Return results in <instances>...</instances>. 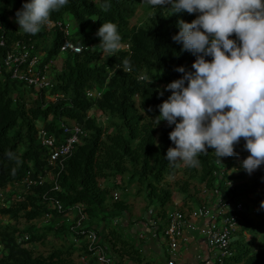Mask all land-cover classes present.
<instances>
[{
  "label": "trees",
  "instance_id": "trees-1",
  "mask_svg": "<svg viewBox=\"0 0 264 264\" xmlns=\"http://www.w3.org/2000/svg\"><path fill=\"white\" fill-rule=\"evenodd\" d=\"M143 1L69 0L67 7L51 14L53 21L76 23L71 39L76 45L98 46V29L103 22L111 21L118 25L122 42L128 48H122L115 55H104L105 52L95 46L79 54L68 53L62 69L54 71L50 90L51 97L62 98L48 101L47 90L36 92L34 86L27 85L24 80H14L4 68V60L17 44L26 46L34 54L42 53L46 39L51 41V48L41 63L43 67L60 55L66 37L58 29L43 28L36 35L19 31L15 13L30 0H0V191L20 183L29 173L32 181L39 180L40 175L49 177L45 183L25 189L19 201L12 194L13 197L0 207V215L17 224L21 219L32 223L48 212L43 198H52L60 200L65 211L76 204L84 205L90 220L88 226L100 228L101 225L94 224V220L109 221L106 216L116 218L118 213L128 210L125 199L114 203L111 197V193L120 188L118 181L123 177L129 180V186L138 184V192L144 194L150 206L156 203L164 210L171 204L175 193L184 195L187 201L194 199L191 186L199 178L201 183L207 182L208 189L216 188L217 180L224 185L236 180L231 191L225 192L226 186L220 189L234 198H243L246 204L251 202L257 208L256 218H251L249 213L244 215L242 230L232 244L234 254L223 264H264V208L256 200L264 193V164L256 170L251 183H242V179L227 175L250 155L244 149V138L234 145L239 155L222 157V165L217 162L212 148H207L208 154L200 155L198 167L185 165V179L176 182L178 190H173L167 181L179 170V166L170 165L164 159L167 149L175 147L169 139L174 126L165 123L156 126L154 118L160 115L157 106L168 98L165 93L159 95L161 86L183 75L175 69L184 67L186 71H194L191 65L196 57L182 51L183 45L175 43L172 37L179 31L178 20L191 23L198 14L181 12L172 15L165 9L170 5L165 8L151 6L152 15L131 28L130 21ZM106 2L111 5L108 11L103 10ZM229 38L235 40L236 35ZM125 58L131 61V71L124 70L122 62ZM206 59L211 61L213 58ZM144 76L148 79H142ZM89 90L103 93L100 98L92 100L87 97ZM149 108L152 111H148ZM93 111H99L107 118L105 127L96 117L90 116ZM62 123H75L86 135L66 159L64 168L53 171L47 162L49 151L39 141L38 132L43 127L58 141L62 140L65 136ZM223 170L224 176L221 175ZM102 180L111 182L110 187H102ZM7 224L0 227V264H76L74 256L82 251V247L63 245L53 248L47 255L30 247L44 241L46 231L52 232L53 229L40 232L33 225L23 231L16 225ZM121 230L116 227L106 236L118 264L126 261L151 264L128 239L129 235L124 237ZM68 232L62 226L55 235L61 237ZM245 233H250L251 239ZM24 234H29V240L18 244L17 237Z\"/></svg>",
  "mask_w": 264,
  "mask_h": 264
},
{
  "label": "clouds",
  "instance_id": "clouds-1",
  "mask_svg": "<svg viewBox=\"0 0 264 264\" xmlns=\"http://www.w3.org/2000/svg\"><path fill=\"white\" fill-rule=\"evenodd\" d=\"M68 3L69 0H30V2L23 3L22 7L15 13L19 31L29 35L40 33L45 24L50 21L51 14L61 11V9L67 7ZM147 3L153 8L155 6L165 8L166 5H170L169 8L165 9L171 11L172 15L181 12L198 14L197 18L191 23L178 20L176 26L179 31L172 37L175 43L183 45L182 51L189 52L196 57L195 62L191 65L194 71H186L184 67L176 68L175 71L182 73V77L167 84L164 86L163 91L159 92L160 96H163L165 91L170 92L171 95L157 106L160 115L154 118V122L156 126L161 121H166L169 127L174 126L169 133V139L175 147L167 149L164 159L173 166H179L183 163L190 167H198L200 165V155L208 154L207 148H212L215 150L213 153L217 157V162L221 164L222 157L239 155L235 152L234 145L238 144L241 138H244V149L250 155L243 160L242 166L251 175L264 164V0H147ZM110 7V3L106 2L103 10L108 11ZM69 24L71 35L67 37L62 33L65 35L66 40H69L75 46L83 47L81 52L99 47L105 52L104 55L106 53L115 55L122 48H128L122 42V36L116 23L111 21L102 23L96 33L100 40L98 46H80L72 42L71 39L74 33L72 24ZM233 34L236 35L235 40L229 38ZM62 53L79 54L60 50V54ZM41 54L43 61L46 56H44V51ZM206 57H212L213 59L208 61ZM122 63L125 71L132 70L131 61L128 58H125ZM45 65L49 67L48 76L53 84L54 75H51L50 71L53 62ZM116 67L119 68V65ZM142 79H148V77L144 76ZM186 83L187 86H185ZM98 92L102 96L103 91ZM48 94L50 95V92ZM57 98H62V96H54V99L51 100L54 101ZM225 109L228 110L225 111ZM148 111H152V109L149 108ZM93 112L90 113V116L96 117L92 114ZM99 114L104 116L101 112ZM105 119L107 121L106 117ZM97 120L99 124L103 125L98 118ZM74 124L65 125L72 126ZM104 125L106 126V124ZM53 171L55 170L53 169ZM231 171L234 172L236 169L229 170L227 175L236 179L230 173ZM222 173H225V170L221 172V175ZM40 176L46 178L43 183L49 178L46 175ZM22 182L18 183V185H21ZM227 182H231L233 188H230ZM227 182L224 185L221 180H217L216 188L217 186L219 189L226 186L225 192H228V190L234 189L237 184L236 180ZM104 183L106 184L103 186L100 181L102 187H110L111 182L104 181ZM204 184L206 187L202 188L203 191L198 190L191 193L194 199L190 201H187L184 195L179 193H175L173 198L176 195H181L185 203L197 206L201 203L199 198L205 191L209 199L216 201L215 188L208 189L207 182ZM15 185H10L5 189V192L7 193L9 188H11L10 195L14 194V197L19 201L20 199L18 198H21V194L24 193L26 188ZM16 187H18V190H15ZM55 189L59 190L57 187ZM220 191L222 197L229 195L225 194L221 189ZM114 193H111L112 199H114ZM120 199L121 196L116 201ZM6 200L7 198H5L4 202ZM43 200H45L48 212H46L44 217L34 222L40 221L43 224L42 226L45 227L43 228L45 231L53 229L54 235L55 231L60 232L61 227L64 226L69 232L58 238L66 237L65 239H69L72 242L71 245L82 247V250H84V246L73 242V233L70 230V226L71 224L74 225L72 220L75 215L74 208L83 206L85 212V206L76 204L69 211H65L62 202L59 200L63 206V211L59 213L55 209H49L48 204L54 199L43 198ZM157 205L159 204L155 203L153 206H149V209ZM260 207L264 208V201L261 202ZM53 212L57 213L59 217L56 218ZM47 215H51L52 218L47 219ZM147 219L148 212L145 216V221H143L144 224ZM123 221L129 223L130 220L125 219ZM123 221H120L119 224L121 225ZM89 223L90 220L88 218L86 226L88 229H94V227L88 226ZM128 223L127 226L129 227ZM120 225H118L119 228ZM139 226L142 227L141 225ZM140 227L137 229L134 227V230H136L134 233L141 230ZM100 228L107 236L106 229L108 226L103 224ZM74 236L77 235L74 233ZM28 240L29 234L17 237L18 244H24ZM30 247H33V245ZM81 252L76 254L77 258Z\"/></svg>",
  "mask_w": 264,
  "mask_h": 264
},
{
  "label": "built area",
  "instance_id": "built-area-1",
  "mask_svg": "<svg viewBox=\"0 0 264 264\" xmlns=\"http://www.w3.org/2000/svg\"><path fill=\"white\" fill-rule=\"evenodd\" d=\"M44 28L47 30L58 29L67 37L71 35L69 23L50 19ZM20 46L17 44L13 50L7 53L4 67L12 74L14 80H24L27 85L34 86L36 92L42 93L47 90L46 99H48L47 95L53 88L52 81L48 76V65L42 67L41 53L34 54L26 46ZM31 49L33 50V47ZM82 50L83 47L75 46L69 40H66L61 47L62 52L80 53ZM87 96L95 100L101 96V93L87 91ZM61 128L65 136L59 141L43 127H40L38 132L39 141L49 151L47 161L54 170L63 169L64 162L71 156L81 138L85 136V132L78 125L62 124ZM45 179L40 176L39 180L32 181L28 175L21 185L16 184L15 186H24L28 189L33 184H42ZM227 185L233 188L231 182H227ZM10 189L7 194H10ZM15 190H18V187ZM205 193L204 191L201 194L199 198L201 203L197 206L185 203L181 195H176L165 210L159 205L151 207L148 211V219L142 226L143 229L136 232L139 241H144L149 237L162 242V251H165L167 255L166 264H182L178 262V259L181 258L183 246L188 244L193 238L191 234L195 233L199 236L203 247L196 254L194 264H223L234 254L232 249V244L236 240H234V236L241 228L244 215L255 213L256 210L251 202L246 204L243 198L234 199L231 195L222 197L218 186L215 188L216 201L209 199ZM0 195H3L2 192ZM118 198V193H114V199ZM256 200L260 203L264 201V193H261L260 199ZM48 206L49 209H55L59 213L63 211L59 200H51ZM74 214V218H72L74 225L70 226L73 233L72 240L77 245L84 246V250L78 256V264H118L119 261L112 252V247L108 244L103 230L96 227L94 229L87 228L88 216L84 212L83 206L74 208ZM51 218V215H47V219ZM149 229L150 236H147L146 233ZM74 232H80V234H76L80 237L74 236ZM19 242L21 241L19 240Z\"/></svg>",
  "mask_w": 264,
  "mask_h": 264
},
{
  "label": "rangeland",
  "instance_id": "rangeland-1",
  "mask_svg": "<svg viewBox=\"0 0 264 264\" xmlns=\"http://www.w3.org/2000/svg\"><path fill=\"white\" fill-rule=\"evenodd\" d=\"M152 15V9L151 6L147 3V0H144L138 7L136 15L134 16V18H132V20L130 21V27H134V26H138L140 25L145 19H147L148 17H150ZM15 22V21H14ZM70 23L72 24V30L73 33H75V27H76V23L74 21H70ZM45 43L42 44V48L44 51V56H46L51 48V41H47L46 39L44 40ZM68 54H60L56 60L53 62V65L50 69L51 71V75H54V71H59L62 69L63 64L67 61V56ZM163 86H161V91H163ZM165 95L168 97V93L167 91L164 92ZM28 96V94H27ZM48 101L51 99V96L48 94L47 95ZM93 115H95L99 121L104 125L106 124V119L104 116L100 115L99 112H93ZM42 120H40L41 123ZM166 121H161L160 123H165ZM39 126V124H38ZM185 167V164L181 163L179 165V170L177 172V174L173 177V178H169L167 181L168 183L171 184L173 190H178L177 186H176V182L177 181H182L184 180V174H183V168ZM236 171H231L230 173L236 177V179H242V183H251V181L254 179L255 177V173L256 171H254L251 175H249L243 168L242 164L240 166H237V168H235ZM229 173V174H230ZM101 184L104 186L106 183H104V181H101ZM118 184L120 185V188L118 190H115L113 192H117L119 197L121 196L120 200H124L126 202V205L128 207V210L123 212L121 215H118L117 218H112V217H107V219L109 221L105 222L103 220H94L93 223L94 224H106L108 226V228L106 229L107 232L106 233H110L113 229H116V227L119 224L120 221L123 220H127L129 219V227L127 226L126 222H121L120 228L124 229L121 230L122 232H124V237L126 236V232H128V230H132L134 231V227L137 229L141 226L144 225L143 221H145V216L149 210V202L147 201V199L145 198L144 194H140L138 192V184H133L132 186H129V180L125 177H123V179L118 181ZM191 193L192 192H197L198 190H202V188L206 187V185L204 183L200 182V178L197 179L195 182L192 183L191 186ZM124 190V191H123ZM203 191V190H202ZM200 193V191H199ZM2 196L0 195V207H3L4 204L6 202H4L5 198L9 199L11 196L10 194H7L5 191H2ZM197 195V194H194ZM114 196V195H113ZM112 200V199H111ZM113 202L115 203L116 200L113 199ZM154 203L151 205L153 206ZM251 218H256V214L252 213L250 215ZM7 223L11 224V225H16L18 226L19 229L26 231L30 226L36 225L38 227H40V232H45V230L43 228L42 223L40 221L37 222H32L29 223L26 220L21 219L19 221V223L17 224V222H14V220H11L9 217H3L0 215V227L1 226H5L8 225ZM139 223V225H138ZM137 224V225H135ZM135 225V226H134ZM119 227V226H118ZM140 229H143V227H140ZM242 230V228H240L239 232L234 236V240L237 239L238 234L240 233V231ZM134 233V232H132ZM131 234V233H130ZM107 235V234H106ZM245 236L248 239H251L250 233H245ZM66 238V237H65ZM62 237V239L58 238L57 236L54 235V232H50V231H46L45 233V239L44 241H42L41 243H37L34 244L33 247L36 248L35 251H37V253L40 254H44L47 255L49 254L53 248L55 247H60L63 245H70L72 244V242L69 241V239H65ZM127 238V236H126ZM199 238V237H198ZM129 240L132 239V236L130 235L128 237ZM2 246V243L0 242V247ZM150 261L152 262V264H164V262L166 261L167 255L165 253V251H161L160 256L159 255H151L149 257ZM75 262L76 264H78V258L77 255L74 256ZM146 260V257H145Z\"/></svg>",
  "mask_w": 264,
  "mask_h": 264
},
{
  "label": "crops",
  "instance_id": "crops-1",
  "mask_svg": "<svg viewBox=\"0 0 264 264\" xmlns=\"http://www.w3.org/2000/svg\"><path fill=\"white\" fill-rule=\"evenodd\" d=\"M163 225H164V222H163ZM163 225H161V226H163ZM135 231L136 230H134V231L128 230V232H126V236H128V235L132 236V239L130 241H132V243L137 248H140V250L142 251V255L144 257H146V260L148 262H151L149 260L150 259L149 257L153 254L160 256L161 251H162V247H163L162 242L160 243L159 241L152 240L149 237H147V239L144 241H138V238H137L138 235L136 233H132ZM149 231H150V229L146 233L147 236H150ZM191 235L193 236V238L188 242V244L183 246L182 253L180 256L181 258L178 259V262H180L182 264H184V263L194 264L196 254H198L203 247V244L201 243L200 238H198L199 236L197 234L195 235V233H193ZM126 264H133V263L126 261ZM151 264H152V262H151ZM164 264H166V261L164 262Z\"/></svg>",
  "mask_w": 264,
  "mask_h": 264
}]
</instances>
